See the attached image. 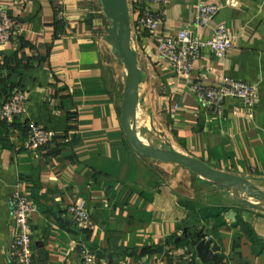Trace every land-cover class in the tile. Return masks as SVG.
<instances>
[{
    "label": "crops",
    "instance_id": "crops-1",
    "mask_svg": "<svg viewBox=\"0 0 264 264\" xmlns=\"http://www.w3.org/2000/svg\"><path fill=\"white\" fill-rule=\"evenodd\" d=\"M201 4L219 8L198 29L202 38L225 24L234 46L225 57L203 50L193 72L178 75L157 45L194 28ZM129 6L131 46L143 72L140 104L151 115L157 106L165 111L169 146L216 169L264 178V0H171L167 6L130 0ZM0 7L17 23L0 47V104L19 89L27 94L26 114L12 125L0 121V264H16L10 250L17 187L37 207L30 219L37 264H83L82 244L103 264H264V212L209 202L169 179L177 164L130 145L103 68L109 37L100 0H0ZM149 11L165 12L154 32L141 27ZM222 76L254 87L253 110L238 98L226 99L220 111L207 109L190 90L195 80L214 85ZM29 122L54 132L42 150L24 148ZM71 204L89 211L93 229L82 230L70 217ZM186 230L212 240L218 260L190 257Z\"/></svg>",
    "mask_w": 264,
    "mask_h": 264
},
{
    "label": "built area",
    "instance_id": "built-area-1",
    "mask_svg": "<svg viewBox=\"0 0 264 264\" xmlns=\"http://www.w3.org/2000/svg\"><path fill=\"white\" fill-rule=\"evenodd\" d=\"M167 6L171 0H149ZM213 4H201L198 7L194 28H184L175 36L159 40L157 49L159 55L173 65L178 75H190L194 63L203 50H210L218 57H225L233 48L225 24L214 27L209 38H202L198 29L206 26L218 12ZM165 23V12L149 11L141 20V27L145 31L154 32ZM16 20L9 12L0 7V47L8 43L16 29ZM190 90L201 104L211 110L220 111L223 102L228 98H238L244 101L249 110L256 104L254 87L247 83L236 81L228 76H222L217 84L205 85L201 80H195ZM27 112V94L24 90H17L3 104H0V121L12 125ZM54 132L35 122H29L24 143L25 150L34 152L42 150L52 141ZM1 169V165H0ZM13 212L15 217L16 237L10 256L16 264H37L33 254L31 235V215L37 207L32 197L17 187L12 193ZM70 217L82 230H91L94 220L88 210L82 205L71 204L67 210ZM83 264H103L98 253L86 244L81 245Z\"/></svg>",
    "mask_w": 264,
    "mask_h": 264
},
{
    "label": "water",
    "instance_id": "water-1",
    "mask_svg": "<svg viewBox=\"0 0 264 264\" xmlns=\"http://www.w3.org/2000/svg\"><path fill=\"white\" fill-rule=\"evenodd\" d=\"M104 15L111 21L109 28L113 50L123 59L127 69V84L123 98L121 115L122 127L130 145L140 154L154 160L181 165L206 181H210L223 187L238 186L252 196H258L264 201V193L253 191L250 182L245 177L216 169L206 162L175 150L173 147L159 149L147 144L139 137L135 130L134 112L137 103L140 102L138 88L143 79V72L139 68L138 54L131 46V15L130 0H100ZM250 206L253 204L249 203ZM235 213H231L234 219ZM185 237L190 242L189 256L193 253L204 263H212L218 260L220 250L212 240L198 232L194 235L185 231Z\"/></svg>",
    "mask_w": 264,
    "mask_h": 264
},
{
    "label": "rangeland",
    "instance_id": "rangeland-1",
    "mask_svg": "<svg viewBox=\"0 0 264 264\" xmlns=\"http://www.w3.org/2000/svg\"><path fill=\"white\" fill-rule=\"evenodd\" d=\"M110 25L111 21L108 19L105 24V35L108 37L110 36L108 30ZM106 41L102 52L105 77L122 110L127 84V69L123 59L113 50L110 37ZM148 113V110L141 106L140 102L137 103L133 117L136 132L147 144L159 149H168L170 147L168 144L170 132L167 129L168 116L160 106H157L154 114ZM172 167L173 169L167 172L169 179L183 181L195 194L208 198L209 202H222L236 205L241 209L264 212V201L258 196L246 193L243 187H223L204 180L181 165H173ZM245 178L249 180L251 190L264 193V178L258 176ZM249 203L253 206H250Z\"/></svg>",
    "mask_w": 264,
    "mask_h": 264
},
{
    "label": "trees",
    "instance_id": "trees-1",
    "mask_svg": "<svg viewBox=\"0 0 264 264\" xmlns=\"http://www.w3.org/2000/svg\"><path fill=\"white\" fill-rule=\"evenodd\" d=\"M250 237H251V238H253V235H252V234H250Z\"/></svg>",
    "mask_w": 264,
    "mask_h": 264
}]
</instances>
